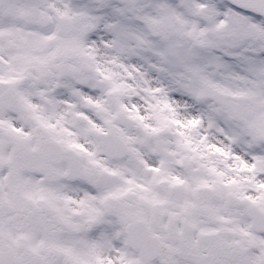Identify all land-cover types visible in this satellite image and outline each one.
Here are the masks:
<instances>
[{
  "label": "snow or ice",
  "instance_id": "6c2138e0",
  "mask_svg": "<svg viewBox=\"0 0 264 264\" xmlns=\"http://www.w3.org/2000/svg\"><path fill=\"white\" fill-rule=\"evenodd\" d=\"M0 264H264V0H0Z\"/></svg>",
  "mask_w": 264,
  "mask_h": 264
}]
</instances>
